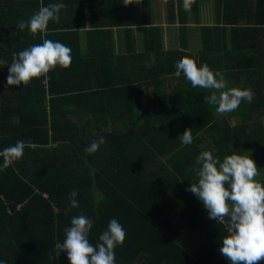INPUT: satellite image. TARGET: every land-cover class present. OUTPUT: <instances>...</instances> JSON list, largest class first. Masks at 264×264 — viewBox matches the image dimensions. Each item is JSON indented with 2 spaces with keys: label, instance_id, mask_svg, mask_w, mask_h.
Instances as JSON below:
<instances>
[{
  "label": "trees",
  "instance_id": "1",
  "mask_svg": "<svg viewBox=\"0 0 264 264\" xmlns=\"http://www.w3.org/2000/svg\"><path fill=\"white\" fill-rule=\"evenodd\" d=\"M154 1L0 0V59L8 61V65H0V152L17 141L25 144L23 156L7 168L0 155V261L5 264H70L66 252L54 259L55 244L64 241V229L71 226V218L81 214L93 221L88 237L93 246L110 220L116 219L123 226L126 237L114 249L115 264H231L219 252L222 238L228 234L225 224L210 219L203 202L186 191L197 182L196 173L192 171L185 178L180 167L144 171L155 160L156 146H147L145 153L141 146H135L146 128L161 127L165 142L174 128L173 121L179 120L177 110L195 114L198 109L206 110L205 96L211 90L193 88L190 83L175 92L173 101L171 94H162L161 100L147 104L151 113L146 116L147 127L137 130L133 121L124 136L115 135L114 145L112 139H105L93 154L85 152L88 146L64 143L77 126L72 116L65 115L66 106L58 110L54 97L62 96L74 104L72 100L85 95H108V70L115 63L110 60L114 57L110 55L113 30L125 33L127 52L116 58L122 68L124 57L128 64L132 60L130 78L133 85L138 81L133 88L150 90L154 69L157 78L172 72L170 59L175 52L164 49V27L155 22ZM55 3L66 5L59 13V23L50 20L47 29L36 34L17 28L20 20L28 21L41 6ZM165 3L171 23L175 2ZM253 22L255 32H264V0L257 1ZM44 39L71 49L70 66L57 65L26 85L6 86L12 54ZM150 56L157 62L161 58V67L147 63L144 76L137 77L143 71L138 63ZM174 104L176 109H171ZM251 104L253 110L264 108V100ZM223 121L213 116L194 117L195 138L184 152L211 151L221 162L226 155L239 154L264 166L262 130L253 146H236L241 127L235 131ZM149 139L148 135L146 143ZM125 143L130 146H123ZM179 145H183L181 141ZM74 190L79 207L66 214ZM257 264H264V260Z\"/></svg>",
  "mask_w": 264,
  "mask_h": 264
},
{
  "label": "crops",
  "instance_id": "2",
  "mask_svg": "<svg viewBox=\"0 0 264 264\" xmlns=\"http://www.w3.org/2000/svg\"><path fill=\"white\" fill-rule=\"evenodd\" d=\"M173 1L175 8L171 12L175 13V16L171 18V23L167 21L165 0H155L153 4L155 22L164 27V49L175 52L170 59L172 72L157 78L154 69V77H149L150 90L143 87L133 88L138 86V81L133 85L130 78L133 71L132 60H129L128 64L124 57L122 68L116 58L117 55H125L127 52L124 45L125 33L121 29L113 30V50L110 55L113 54L114 57L110 60L115 63L113 68L108 70L110 71L108 78L100 75L101 79L107 78L108 95L105 97L96 95L100 93L85 95L72 100L74 104L62 100V96L54 97L58 110L66 106L65 112L68 115H65L72 116L76 123L74 126H77L67 134L65 146H89L93 140L101 136L106 140L112 139L114 145L118 138L115 135L124 136L128 125L134 123L133 121L136 124L135 129L147 127L146 116L151 115L147 110L148 103L156 99L161 100L162 94H171L170 101H173L175 92L179 93L181 89L189 86L190 82L183 73L179 77L173 75L175 63L183 56L195 59L198 67L207 64L213 72H222L227 83L224 91L232 88L246 90L251 93L252 103L264 100V32L261 34L255 32L254 28L257 27L253 22L258 0H194L187 9L183 4L179 5L183 0ZM138 15L140 18L141 13L139 12ZM147 63H151L154 67L158 65L160 68L162 61L159 58L157 62L155 57L150 56L146 61L138 63V67L143 71L137 77L144 76V67ZM126 65H128L127 69ZM75 101L78 103L75 104ZM251 102L244 99L236 110L221 115H217L215 106L208 103L206 110L198 109V114L183 111V108L177 110L176 115L179 120L173 121L174 128L165 142H162L161 127L144 129L145 135L140 133V140H144L137 141L135 146H141L140 150L143 153L147 151V146H156L157 150L153 153L155 160L148 168L146 165L144 171L156 167L162 171L180 167L185 178L191 175L190 169L194 167L193 158L200 152L195 151V154L194 151L184 152L188 146L179 145V136L185 129H191V133H194L193 118L197 116L201 118L213 116L216 120H224L223 122L235 131L241 127L236 146H253L256 136L260 137L264 134V108L253 110ZM176 107V104L171 105V109ZM148 135L151 139L146 143ZM123 146L130 144L125 143ZM190 147L195 150L193 145ZM257 167L258 175L255 179L263 183L264 166L257 165Z\"/></svg>",
  "mask_w": 264,
  "mask_h": 264
},
{
  "label": "clouds",
  "instance_id": "3",
  "mask_svg": "<svg viewBox=\"0 0 264 264\" xmlns=\"http://www.w3.org/2000/svg\"><path fill=\"white\" fill-rule=\"evenodd\" d=\"M192 3L194 0H183V7L187 9ZM65 8L63 3L41 6L28 21L20 20L17 28L21 31L27 29L31 34L43 33L50 20L60 22L59 13ZM71 61L68 46L44 39L41 44L12 54L6 86L26 85L57 65L69 67ZM0 65H8V61L0 59ZM174 67L175 77L183 73L193 88L211 90V94L205 96V101L215 106L217 115L236 110L244 99L251 102L249 91L236 88L224 91L227 88L224 74L213 72L207 64L198 67L195 59L183 56ZM179 139L183 145H191V129H185ZM104 143L105 139L101 136L93 140L85 152L93 154ZM200 147L204 149L205 146ZM24 148V142L17 141L14 146L0 152L4 158L3 167L7 168L21 158ZM195 165L190 170L196 173L197 182H192L186 191L203 202L210 219L225 224L228 234L222 238L220 254L231 264H257L264 260V185L255 179L258 167L254 160L232 154L226 155L221 162L211 151L202 150L196 157ZM70 196L72 199L69 201L70 207L65 209L66 214L72 208L79 207L75 199L77 192L74 190ZM92 226L93 221L83 214L72 217L71 226L64 229V241L55 244L54 259L61 252H66L70 264H115L114 249L123 244L125 229L116 219L110 220L107 230L99 236V243L93 246L88 239ZM0 264L5 262L0 261Z\"/></svg>",
  "mask_w": 264,
  "mask_h": 264
}]
</instances>
